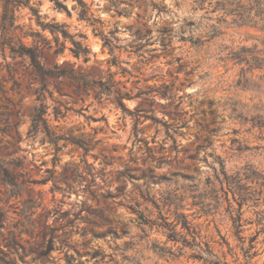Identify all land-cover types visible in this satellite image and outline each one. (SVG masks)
Listing matches in <instances>:
<instances>
[{
    "label": "clouds",
    "instance_id": "obj_1",
    "mask_svg": "<svg viewBox=\"0 0 264 264\" xmlns=\"http://www.w3.org/2000/svg\"><path fill=\"white\" fill-rule=\"evenodd\" d=\"M0 264H264V0H0Z\"/></svg>",
    "mask_w": 264,
    "mask_h": 264
}]
</instances>
